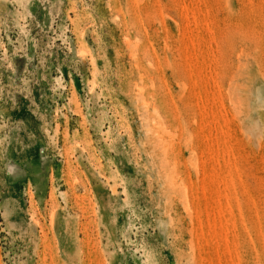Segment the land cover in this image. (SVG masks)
I'll use <instances>...</instances> for the list:
<instances>
[{
  "label": "rangeland",
  "instance_id": "1",
  "mask_svg": "<svg viewBox=\"0 0 264 264\" xmlns=\"http://www.w3.org/2000/svg\"><path fill=\"white\" fill-rule=\"evenodd\" d=\"M0 264H264V0H0Z\"/></svg>",
  "mask_w": 264,
  "mask_h": 264
}]
</instances>
